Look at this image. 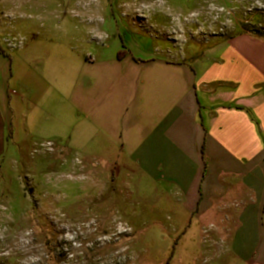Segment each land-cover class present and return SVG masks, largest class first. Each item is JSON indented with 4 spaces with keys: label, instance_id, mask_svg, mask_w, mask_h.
<instances>
[{
    "label": "crops",
    "instance_id": "1",
    "mask_svg": "<svg viewBox=\"0 0 264 264\" xmlns=\"http://www.w3.org/2000/svg\"><path fill=\"white\" fill-rule=\"evenodd\" d=\"M96 1L117 0L0 5L46 12ZM57 24L76 25L41 23ZM82 27L57 53L50 40L38 54V32L18 55L0 45V158L11 139L44 135L77 156L110 158L112 184L129 174L131 184L161 186L179 212L213 220L221 234L229 223L235 260L264 264V39L237 34L191 62L177 55L122 61L88 47L98 31ZM10 33L1 40L14 48Z\"/></svg>",
    "mask_w": 264,
    "mask_h": 264
},
{
    "label": "rangeland",
    "instance_id": "2",
    "mask_svg": "<svg viewBox=\"0 0 264 264\" xmlns=\"http://www.w3.org/2000/svg\"><path fill=\"white\" fill-rule=\"evenodd\" d=\"M83 22L98 31L88 47L118 60L177 55L191 62L237 33L264 36V0L96 1L46 12L0 5V33L12 32L14 48L2 34L0 45L18 55L38 32V54L50 40L57 53ZM8 150L0 158V264H243L228 250L226 215L221 234L213 220L179 212L161 186L131 184L116 172L112 184L110 158L77 156L48 135L11 139Z\"/></svg>",
    "mask_w": 264,
    "mask_h": 264
},
{
    "label": "trees",
    "instance_id": "3",
    "mask_svg": "<svg viewBox=\"0 0 264 264\" xmlns=\"http://www.w3.org/2000/svg\"><path fill=\"white\" fill-rule=\"evenodd\" d=\"M241 33H245V32H241ZM241 33H237V34H241ZM237 34H235V35H237ZM252 36L256 37L257 39H264V36H261V35H259V36L258 35H256V36L255 35H252Z\"/></svg>",
    "mask_w": 264,
    "mask_h": 264
}]
</instances>
